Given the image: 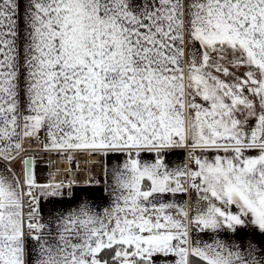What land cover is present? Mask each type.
Returning <instances> with one entry per match:
<instances>
[{
    "label": "snow or ice",
    "instance_id": "obj_1",
    "mask_svg": "<svg viewBox=\"0 0 264 264\" xmlns=\"http://www.w3.org/2000/svg\"><path fill=\"white\" fill-rule=\"evenodd\" d=\"M0 264H264V0H0Z\"/></svg>",
    "mask_w": 264,
    "mask_h": 264
}]
</instances>
